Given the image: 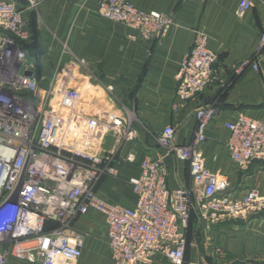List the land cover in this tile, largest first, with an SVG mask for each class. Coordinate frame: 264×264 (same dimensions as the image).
Returning a JSON list of instances; mask_svg holds the SVG:
<instances>
[{
  "label": "built area",
  "instance_id": "built-area-1",
  "mask_svg": "<svg viewBox=\"0 0 264 264\" xmlns=\"http://www.w3.org/2000/svg\"><path fill=\"white\" fill-rule=\"evenodd\" d=\"M23 1L34 11L45 0ZM252 2L240 0L236 15L242 17ZM97 15L103 22L134 31L144 42L160 43L172 25L170 17L141 11L127 0H97ZM30 39L28 22L16 2L0 0V264L11 260L75 264L85 240L75 221L89 212L105 218L113 264H151L157 256L185 264L192 214L208 227L264 211V197L256 188L240 199L231 198L229 181L205 165L202 148L216 114L214 104L195 111L196 127L187 143L178 144L170 126L153 137L165 157L187 165V188L169 189L162 158L145 156L138 161L128 153L124 160L140 169L137 177L127 179L135 195L134 205L104 200L96 192L97 185L104 176L117 177L111 160L99 154L104 137L111 134L115 143L126 144L133 143L141 131L150 132L125 105L105 113L91 99L85 101L88 90L82 79H52L41 90L34 64L21 47ZM207 41L205 32H194L192 46L176 75L173 113L216 80L217 55L207 48ZM263 50L264 25L257 58L239 63L234 74L258 71ZM101 87L112 95L111 87ZM83 128L88 129L91 153L81 152L71 138L79 136ZM223 128L228 132L227 152L240 171L252 163H264V122L241 114Z\"/></svg>",
  "mask_w": 264,
  "mask_h": 264
},
{
  "label": "crops",
  "instance_id": "crops-1",
  "mask_svg": "<svg viewBox=\"0 0 264 264\" xmlns=\"http://www.w3.org/2000/svg\"><path fill=\"white\" fill-rule=\"evenodd\" d=\"M127 1L141 11L172 19L160 43L144 42L121 24L101 21L97 0H45L34 11L23 0L15 1L22 18L35 32L36 52L31 59L41 90H46L52 79H82L86 82L87 98L99 110L112 112L119 104L125 105L150 132L141 131L133 143L126 144L115 143L111 134L104 137L99 154L111 160L117 177L104 176L96 192L109 203L134 205L135 195L127 179L137 177L140 169L136 163L124 160L128 153H133L138 161L145 156L162 158L169 189L187 188V165L165 157L153 137L170 126L176 142L187 143L196 127L195 111L214 104L216 114L202 148L205 165L229 181L231 198L240 199L253 188L264 197V163L255 162L240 171L227 152L228 132L223 128L241 114L264 122V50L258 71L246 69L238 76L234 74L239 63L257 58L264 0H253L242 17L235 13L240 0ZM196 30L205 32L207 48L217 55L216 80L173 113L176 75ZM101 84L111 87L112 95L103 92ZM75 227L85 235L81 257L75 264H113L103 215L89 212L76 219ZM243 258L264 264V211L248 219L208 227L195 214L191 215L185 264H238ZM9 264L27 263L11 260ZM151 264L173 263L157 256Z\"/></svg>",
  "mask_w": 264,
  "mask_h": 264
},
{
  "label": "rangeland",
  "instance_id": "rangeland-1",
  "mask_svg": "<svg viewBox=\"0 0 264 264\" xmlns=\"http://www.w3.org/2000/svg\"><path fill=\"white\" fill-rule=\"evenodd\" d=\"M88 96L86 95L85 101H87ZM88 125L86 122L83 123V126L86 127ZM88 129L87 128H83L81 134L79 136L74 135L73 137H71L72 139H74L76 142V147L77 149H79L81 152L83 153H91L92 151L89 149L88 147V140H87V136H88ZM237 264V263H236ZM238 264H259V261H254L253 259H241L239 261Z\"/></svg>",
  "mask_w": 264,
  "mask_h": 264
},
{
  "label": "trees",
  "instance_id": "trees-1",
  "mask_svg": "<svg viewBox=\"0 0 264 264\" xmlns=\"http://www.w3.org/2000/svg\"><path fill=\"white\" fill-rule=\"evenodd\" d=\"M14 1H19V0H14ZM30 31H31V39L29 42L27 43H21V47L22 49L26 50L29 58L31 59V56H34L35 52H36V46H35V32L32 26H30V24L28 23ZM33 60V59H31ZM34 64V68H35V63L34 61H32Z\"/></svg>",
  "mask_w": 264,
  "mask_h": 264
}]
</instances>
